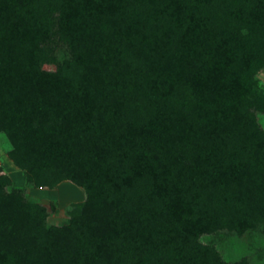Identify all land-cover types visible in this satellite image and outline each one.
<instances>
[{
  "label": "trees",
  "instance_id": "obj_1",
  "mask_svg": "<svg viewBox=\"0 0 264 264\" xmlns=\"http://www.w3.org/2000/svg\"><path fill=\"white\" fill-rule=\"evenodd\" d=\"M263 67L264 0H0L7 154L85 193L0 174V264H260L215 240L264 244Z\"/></svg>",
  "mask_w": 264,
  "mask_h": 264
},
{
  "label": "rangeland",
  "instance_id": "obj_2",
  "mask_svg": "<svg viewBox=\"0 0 264 264\" xmlns=\"http://www.w3.org/2000/svg\"><path fill=\"white\" fill-rule=\"evenodd\" d=\"M65 47L60 46L56 49V54L59 58L64 56ZM43 66L48 70H55V64L44 63ZM258 78L264 84V67L259 71ZM259 119L264 123V114L259 116ZM9 143L5 134L0 133V174H7L12 180L15 187H27V179L24 173L16 167L8 156ZM27 192L30 197L40 202L42 205L47 206L48 211V222L53 224H62L67 220V210L74 202H80L85 199L84 190L74 184V182L66 180L55 186L54 188L46 187H27ZM236 239H238L236 241ZM255 233H246L243 236H233L227 234L222 238H217V245L220 248L223 256L228 260H233L243 254L244 250H248L249 243L253 241L256 248L264 247L262 243H256ZM202 240L208 242L211 240L208 236H203ZM259 240V239H258ZM256 256V252H250L249 256ZM257 257V256H256ZM260 264H264V253Z\"/></svg>",
  "mask_w": 264,
  "mask_h": 264
}]
</instances>
